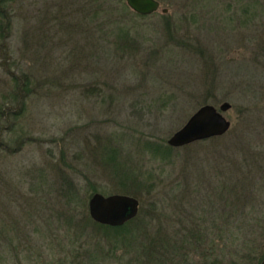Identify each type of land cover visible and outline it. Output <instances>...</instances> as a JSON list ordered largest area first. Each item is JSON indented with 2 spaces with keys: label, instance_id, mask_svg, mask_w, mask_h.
Masks as SVG:
<instances>
[{
  "label": "rangeland",
  "instance_id": "obj_1",
  "mask_svg": "<svg viewBox=\"0 0 264 264\" xmlns=\"http://www.w3.org/2000/svg\"><path fill=\"white\" fill-rule=\"evenodd\" d=\"M159 1L145 17L128 6L118 28L101 0L11 1L0 106L18 119H0V232L46 211L28 228L47 239L44 263L151 264L142 252L152 243L154 264H232L244 254L257 264L264 254V0ZM28 76L20 108L13 80ZM224 102L227 133L164 151L199 107ZM115 149L123 166L113 171L103 156ZM95 191L136 195L138 220L121 233L80 222L91 219ZM170 233L180 248L157 260L166 249L153 238ZM0 251L8 263L13 253Z\"/></svg>",
  "mask_w": 264,
  "mask_h": 264
},
{
  "label": "trees",
  "instance_id": "obj_2",
  "mask_svg": "<svg viewBox=\"0 0 264 264\" xmlns=\"http://www.w3.org/2000/svg\"><path fill=\"white\" fill-rule=\"evenodd\" d=\"M11 1H14V0H0V40H6L8 39L6 37V33H8L9 31H11L12 29V25H13V22H12V13H11ZM101 11H102V14H105L112 23V26L113 24L115 23V26L116 28L119 27V24L120 23H123L124 21H122V15H127L130 11L128 5H126V3L124 2V0H101ZM135 15L137 16H141V17H145L144 15H140V14H137L135 13ZM128 16V15H127ZM149 16V15H147ZM124 18H126L124 16ZM46 21H48V19L46 18ZM109 22H106L109 23ZM118 25V26H117ZM16 67L19 68V64L16 63L15 64ZM24 75V74H23ZM25 77V75H24ZM14 81V92H12L10 94V98L13 100V102L17 103L20 105V108L22 107V96H20L21 94V90L25 91L26 94H28L30 92L29 90V87L31 85H33L35 82L34 80L31 78V77H26L23 80H13ZM31 83V85H30ZM15 94V95H14ZM20 111V110H18ZM20 113V112H19ZM13 119H18L15 111L12 110V106L9 105L8 103H5V105H1L0 106V119L2 122L5 121V124L6 126H10V125H13L16 123V121H9L10 118ZM7 118V120H5ZM3 125V126H4ZM3 126H0V133L2 132V129L1 127L3 128ZM212 138V137H211ZM168 149H164V151H167L166 153H170L172 148H174L173 146L171 145H168ZM188 146V145H186ZM150 148H152V146L150 145ZM161 148V147H159ZM163 149V148H162ZM171 149V150H170ZM118 153V150L115 149V151H113L110 155H107V157H104L103 156V161L108 164V165H111V169L114 171L116 168H119L121 166H123V164H121L120 162L121 161H117V155ZM104 154V153H103ZM105 159V160H104ZM116 163V165H114ZM117 174H119V170L117 172ZM125 175V174H124ZM127 176H130V175H125V178ZM124 177L120 178V177H115L116 180H119V181H122V183H124L123 185L124 186H127L128 185V182H124L122 179ZM95 192H98V191H95ZM136 196V195H134ZM137 197V196H136ZM74 199V197L72 198V200ZM70 203V204H69ZM68 203V206H70V208L67 209L66 213L64 212L63 214H61V216L66 220L67 224L66 226L68 227L69 225L73 224L71 222V219L72 218H76L75 215V210L73 208V205L71 206V201H69ZM140 204H141V201H140ZM67 206V205H66ZM141 206V205H140ZM76 208V207H75ZM141 209V207H140ZM141 211L139 210V213ZM40 212H37V214H39ZM139 215V214H138ZM138 215L133 218L132 220L128 221L127 223H125L124 225L122 226H108V225H104V226H107V227H112L114 228L115 230H118L119 233H121V230H126L127 229V226L130 225L131 223L133 222H136L138 220ZM40 220L39 219H36L35 221L28 219V218H22V220L19 219V225L16 226L15 222L14 221H11V227L10 229L8 228V230H6V224L2 225V230L0 232V238L4 240V243H1V239H0V248L1 247H7L9 252L10 253H13V255H11V259H8V263L5 262L4 260V257L0 258V264H54L53 262H45L44 263V260H43V251L45 249V246H44V242H40V239L38 236H37V239L29 232V226H31L32 224H36V223H41L43 220H44V217L46 216L47 217V214H46V211H43L40 215ZM85 218V217H84ZM91 220V221H90ZM76 221V220H75ZM81 221H85V222H93L92 221V218L90 219V217H87L85 219H80V222ZM23 224V225H22ZM93 224H97V222ZM20 225H22V228L20 227ZM102 225V224H100ZM77 226V225H76ZM79 226V225H78ZM81 227V226H80ZM83 227V230L88 229V227ZM81 227V228H82ZM39 228V226H38ZM4 229V230H3ZM136 232H138L137 234H139L140 236H137L135 237V240L136 242L138 243H146L144 241V237H146L147 235V231L145 230L144 233H140V229L137 228L135 229ZM134 230V231H135ZM39 231L41 232V228H39ZM197 232H192L191 234L194 236H188L187 239H190L191 240V237L195 238V242L196 243H201V235L202 233L200 234H196ZM142 234V235H141ZM170 233V238H164V237H161L159 239H157L156 237L153 238V240L155 242H159L163 245H159V246H162L166 249V252L164 254H162L160 257L157 258V260H160V259H163V255L165 254H168V255H175V253H177V251L179 250L180 248V245H179V238H177L178 234H176V236H174V234ZM3 237V238H2ZM148 237V236H147ZM130 239V237H128ZM149 238V237H148ZM164 238V239H163ZM42 240H47V239H42ZM181 240V238H180ZM184 242H187L186 240H182ZM153 244V243H152ZM149 245L148 246V249H143V252L142 254H144L145 256V252L148 254V256L151 258V260H149L151 262V264H154V259L153 257L156 256L158 253L155 252L153 250V246ZM190 245H192V243H190ZM156 248V247H155ZM1 253V251H0ZM146 257V256H145ZM264 259V254L263 252H261V256L259 257L258 256V260H259V263L257 264H260L261 261ZM4 260V261H3ZM155 260V261H157ZM250 262L251 261V258L246 254H244V256L242 257V259H240L237 262H233L232 264H247V262ZM253 262V260H252ZM257 262V260H256ZM155 264H159V263H156Z\"/></svg>",
  "mask_w": 264,
  "mask_h": 264
},
{
  "label": "water",
  "instance_id": "obj_3",
  "mask_svg": "<svg viewBox=\"0 0 264 264\" xmlns=\"http://www.w3.org/2000/svg\"><path fill=\"white\" fill-rule=\"evenodd\" d=\"M127 5L135 13L151 15L161 9L159 0H126ZM163 13L168 8H162ZM232 105L224 102L219 106L204 104L199 107L187 122L172 134L168 143L173 147H183L199 140L222 136L231 128V121L225 112ZM140 209V200L127 194L104 195L96 192L89 200V213L91 218L108 226H122L135 218ZM260 264H264V259Z\"/></svg>",
  "mask_w": 264,
  "mask_h": 264
}]
</instances>
